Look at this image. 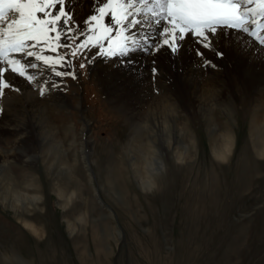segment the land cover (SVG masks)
Returning <instances> with one entry per match:
<instances>
[{
    "label": "rangeland",
    "instance_id": "374dc122",
    "mask_svg": "<svg viewBox=\"0 0 264 264\" xmlns=\"http://www.w3.org/2000/svg\"><path fill=\"white\" fill-rule=\"evenodd\" d=\"M83 41L81 37L63 40L72 47L59 48L69 62L62 76L67 102L51 101L52 85L45 95L39 94L46 98L43 106L76 175L48 169L41 140L23 143L35 158L9 159L8 168L17 182L31 179L38 191L29 188V192L42 198L28 211H15L9 202L11 193L4 202L0 197V264H264V126L252 134L253 107L240 93L246 86L239 83L241 90L231 98L229 109L214 106L210 114L215 127L209 126V114L187 113L180 103L179 121L183 119L189 153L183 161L175 159L173 148L178 139L172 138L170 149L162 148L158 133L157 156L165 166L153 171V184L147 187L134 176L129 159L130 153L139 156L143 140L126 112L113 104L91 62V52L100 51V46L88 43L77 49ZM168 56L166 52L155 56L159 64L139 71V78L158 75L163 79L165 67L171 66ZM215 65L210 70H223ZM229 65L225 69L232 73ZM11 112L9 119L16 120L18 131L33 135L35 129L25 108ZM85 131L87 159L81 153ZM221 131L233 132L223 159L211 151V139ZM13 138L12 134L2 137L7 149L14 148ZM6 181L2 168L0 191ZM56 182L68 191H78L65 208ZM26 222L36 226L38 233Z\"/></svg>",
    "mask_w": 264,
    "mask_h": 264
},
{
    "label": "bare ground",
    "instance_id": "6f19581e",
    "mask_svg": "<svg viewBox=\"0 0 264 264\" xmlns=\"http://www.w3.org/2000/svg\"><path fill=\"white\" fill-rule=\"evenodd\" d=\"M95 6L96 0H67L66 3L67 9L74 17L73 24L79 23L84 31H87L85 18L93 13ZM105 22L110 23V17L106 18ZM160 32L161 29L155 24L147 28L132 29V34L138 43L130 44L133 50L127 56L116 55L105 58L100 51H94L90 54L91 62L100 77L101 83L111 95L113 104L126 112L135 131L140 134L143 140L140 148H138L139 156L130 153L129 159L134 176L147 187L153 184V171L157 170L159 165L165 166L164 159L157 156L156 136L158 133L160 140H162V148L166 145L170 149L172 138L178 139L173 148L175 159L183 161L189 153L190 147L185 137L186 130L182 123L183 119L179 121L178 108L181 107L180 103L183 104L182 107L187 113L189 110H194L198 115L209 114L211 118L209 126L215 127L210 114L213 112L214 106L221 104L224 109H229L231 98L234 97V94H239L241 89L238 87H242L244 84L246 89H242L240 93L243 94L241 99L243 100L247 96L253 107L252 134H255V130L258 133L264 126V46L258 42L256 37L225 28L222 32L210 37L207 42L209 47H204L198 38L189 35L184 40L177 41L179 50L173 53L171 49L162 46L164 37L161 36ZM258 35L264 37V32L258 31ZM145 38H147L146 43ZM81 39H85V37L81 36ZM100 45L107 46L105 41H100L98 46ZM157 46H159V51L156 50ZM58 51L60 55L66 57L65 60L55 66V71L42 63L39 69H31V73L35 76V80L31 83L18 75L5 74L11 84L19 91L5 89L6 96L0 98V108L2 109L0 114V169L4 168L7 173V181L4 189L0 191V197L4 202L8 198L7 194L11 193V201L9 202L15 211H19V208L28 211L30 206L37 204L42 198L34 191L29 192V188L38 191L36 184L31 179H27L26 183L19 184L11 169L8 168L10 158H35V154H30L27 149H24L23 145L25 144L23 143L29 140L44 141L46 148L43 160L46 167L48 169L54 167L57 170L63 169L69 176L71 173L73 176L76 175L73 171L75 166L72 167L69 163L67 148L64 146L57 127L50 121L47 116V108L43 106L46 98L39 96L41 89L44 92H49L51 90L50 85H52L54 92L51 101L53 100V103L57 104L67 102L64 95V88L66 87L62 79L63 75L57 76L55 72H67L69 62L67 55L60 49ZM164 52L169 54L167 60L171 66L165 67L163 79H160L158 75H146L139 78L137 73L157 66L159 63L154 57ZM44 54L55 56V53L51 52ZM32 62L35 63L36 61L33 60ZM227 63H230L229 66L234 69L232 73L225 69ZM213 64L223 70L220 72L210 70L214 67ZM5 67L7 66L5 65ZM171 67L172 69H170ZM166 80L168 84L164 83ZM240 82L242 83L241 86H239ZM156 88L159 93L153 92ZM225 89L229 91L227 90L228 92L225 93ZM26 105L30 106L28 110ZM19 106H23L32 119L35 129L33 135L31 131H26L23 133L24 135L21 134L18 131V126L14 124L16 120L9 119V113L12 114L11 111ZM231 133L233 132L215 133L211 139V151L215 157L223 159L229 152ZM7 134L13 135L14 148L7 149L8 143L2 139ZM1 142L6 145V148L1 145ZM87 143L88 138L85 135L81 150L84 159H87V153L84 149ZM145 146L149 149L144 148ZM19 150L22 153H19ZM46 156H51V159L46 158ZM142 169L145 174H142ZM59 180L60 178L57 179V181ZM56 184L57 195L62 198L61 206L65 208L70 199L78 194V191H68L65 185L60 182H56ZM26 202L28 205H25ZM25 225L29 226L34 233H38L36 226L28 224V222ZM72 226L69 222L71 230L74 229Z\"/></svg>",
    "mask_w": 264,
    "mask_h": 264
},
{
    "label": "snow or ice",
    "instance_id": "6c2138e0",
    "mask_svg": "<svg viewBox=\"0 0 264 264\" xmlns=\"http://www.w3.org/2000/svg\"><path fill=\"white\" fill-rule=\"evenodd\" d=\"M66 3L67 0H0V98L6 96L5 89L19 91L6 73L31 83L35 80L31 69H39L42 63L55 71V66L66 58L60 55L59 48L72 47L62 40L74 41L81 36L85 39L77 49L105 41L107 46L100 45V51L106 56H127L133 50L130 44L138 43L132 29L153 24L161 29L162 46L173 53L179 50L177 41L189 35L209 47L210 37L225 28L254 36L264 45V37L258 35V31L264 32V0H96L93 13L85 18L87 31L79 23L73 24L74 17ZM109 17L111 22L106 23ZM55 74L66 75L58 71Z\"/></svg>",
    "mask_w": 264,
    "mask_h": 264
}]
</instances>
